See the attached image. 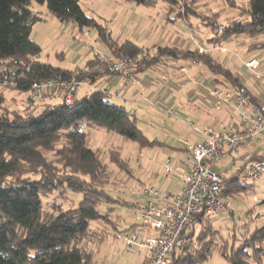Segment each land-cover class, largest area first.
I'll return each instance as SVG.
<instances>
[{
  "label": "trees",
  "instance_id": "1",
  "mask_svg": "<svg viewBox=\"0 0 264 264\" xmlns=\"http://www.w3.org/2000/svg\"><path fill=\"white\" fill-rule=\"evenodd\" d=\"M33 1L45 4L47 13L60 23L73 22L80 30L93 28L114 58L120 55L127 58L132 74L157 65L164 56L201 63L216 84L228 82L241 86L242 83L229 67L198 48L145 47L129 38L111 40L106 27L87 14L79 0H0V67H16L6 89L14 88L22 97L18 106L11 107L0 90V264H96L93 245L104 241L111 227L118 229L111 218L112 207L105 205L121 202L107 189L112 171L104 159L105 153L89 147L87 131L104 128L140 146L158 141L148 139L138 125V118L122 103L110 98L106 89H93L69 104L61 98L28 102L27 95L36 81L59 76L92 82L110 72L95 56L77 73L39 60L41 47L30 34L35 22L43 18V10L34 9ZM126 1L154 6L160 0ZM163 1L168 16L173 13L169 19L197 17L207 25L212 32L207 42L212 46L230 38L264 37V0L240 3L226 0L237 12L221 24L216 15L200 14L192 1L186 4L178 0ZM176 5H184L183 11ZM254 46L264 48V40ZM109 150L112 163L120 168L127 163L112 148ZM248 186L247 180L222 174L225 197ZM66 199L69 206L63 205ZM233 231L228 244L211 216H201L191 241L173 256L171 264H198L216 249L228 264L251 261L264 264V224L243 232L242 237Z\"/></svg>",
  "mask_w": 264,
  "mask_h": 264
},
{
  "label": "rangeland",
  "instance_id": "2",
  "mask_svg": "<svg viewBox=\"0 0 264 264\" xmlns=\"http://www.w3.org/2000/svg\"><path fill=\"white\" fill-rule=\"evenodd\" d=\"M191 1L193 5L196 6L197 11L200 14L216 15V19L219 23H223L228 19H232L237 12V8L229 6L226 0H181V2L185 4L190 3ZM242 1L243 0H236L238 3ZM79 3L87 14L92 15L98 20V22L105 25V27L110 30L111 36L113 38L118 37V33L123 32L126 29V24L124 22L126 18L132 14L128 9V5L134 7V13L141 12L142 14H146L144 11L154 9V7L163 13L164 7L163 0L158 1L155 6L135 4L126 0H79ZM32 7L37 10H43V18L35 22L30 34L31 38L39 43L41 47V51L38 55L39 60L50 62L53 65L58 64L60 66L67 67L71 55L76 53V48L78 46H85V48L80 50V53H83L90 46L94 47L95 52V48L97 49L96 45H94L91 40L86 37L91 35V29L89 30L90 34L85 35V28L80 30L77 26H73L71 24H61L56 18L48 14L45 4H40L36 1H33ZM183 9L184 5L181 6V12ZM178 10L180 9L178 8ZM153 11L157 16L160 15L155 10ZM185 20L188 19H183V21ZM183 26L188 25L183 22ZM198 26L200 29H202V31H210L208 26L205 24L198 23ZM258 37L259 38L257 39L259 42L254 43V45L262 43V38L264 37ZM244 39L248 42H251L256 40V37H245ZM101 43H103L102 40ZM105 43L103 46L108 50V47L105 45ZM246 45L237 44L235 46L237 49L236 53L240 52L239 54H241V56H245L246 54L248 55V53L250 54L251 52L249 51L255 52L254 50H257V52L261 55L264 53V48L257 49V47L254 45H251L250 47ZM103 46L101 48H103ZM163 58L164 56L159 59L158 63H160ZM233 58H237L240 61L237 56ZM86 60L87 59L82 57V59L77 64L81 66ZM187 68L188 65L182 67L180 71V73L183 74V77H180L179 79V81H182V84L189 82V78L185 74ZM262 68L264 72V64ZM77 71H79V69H76L74 73H77ZM136 74L137 73H133L134 77ZM81 81H78L80 83L77 84L76 94L77 91L80 92L78 87L81 84L90 83L88 79L86 82ZM0 90H3L6 96V103L11 107H16V105L18 106V104L21 102L20 100L22 97L16 93L14 88L10 87L8 89ZM53 95L56 96L57 94L52 93V96ZM56 98L61 97L59 96ZM48 99L49 97H47L46 100ZM181 103L187 105L186 107L188 110L192 109L191 113H188V115L185 117L179 115V113L175 111V108L168 107V109H157L154 108V106H150L148 115H137L138 125L142 129L144 135L147 136L151 141L158 139V142L160 141L163 144L155 142L150 146H140L138 142L125 139L115 132L107 131L104 128H91L87 131V141L89 147L93 149H99L105 153L104 159L108 163L109 169L112 171L110 181L107 185L108 191H110L113 196L117 198L119 197L122 200L120 205L114 206L119 207V211L112 214L114 217L111 216L115 225L118 226L119 229L115 230L111 227L114 231V236L111 234L106 240L102 241L98 245H93L94 249L96 250V264L98 260L99 262L103 261V256L105 255L104 252L106 250L111 251L112 247L114 246H118L120 249L124 247V244H121L122 241L115 237V232L127 231L129 229L126 228L131 223H136L131 214V208L134 203L130 205V203L135 199L131 198L130 192H139V189L142 188L144 184H153L152 180L155 178V172L158 173V175H163V162H165L168 156L173 155V159L177 157V153L182 151L183 141L193 143L199 140L200 134L189 125L188 121L194 122V124L199 128L203 126L202 123H200L201 121L197 118V116L199 117L201 114V105H198L197 103L193 104L190 101H187L186 98L180 99V101L178 100V105ZM175 107H178L177 104ZM254 144L264 145V141L259 143L256 141ZM110 148H112L115 153H117V155H121L122 158L126 159L127 163H123L121 168L117 164H114L112 161H110V159H112H109L108 157ZM231 161L232 159L230 157L229 159L223 158L220 163L213 164V167L216 170L220 168L222 172L228 175L234 173L233 169H227L226 163ZM236 163L239 164L238 161ZM216 165H218L219 168L218 166L216 167ZM138 180L141 181V183L138 182ZM166 182L167 180H162L160 188L164 186ZM249 183L250 186H248L247 189L240 190L234 195L228 196L233 204L232 211L227 213L229 218H226L227 215L224 213L214 217V223H216L215 226L220 231L221 238L227 239L228 244L232 241V233H234L233 230H235L237 237H242L243 232L245 233V231L248 230L252 231L257 224H264V179L258 181H249ZM55 196L56 195L54 194L51 197ZM70 196L74 199V201L77 200L74 195L70 194ZM128 201L129 203H127ZM63 205L69 206V200L66 199ZM107 206L109 205H105V207ZM231 227H234V229H231ZM216 240L219 242L221 241L220 239ZM262 244L264 246V241ZM198 264L228 263L216 249L208 259ZM250 264L255 263L254 261H251Z\"/></svg>",
  "mask_w": 264,
  "mask_h": 264
},
{
  "label": "built area",
  "instance_id": "3",
  "mask_svg": "<svg viewBox=\"0 0 264 264\" xmlns=\"http://www.w3.org/2000/svg\"><path fill=\"white\" fill-rule=\"evenodd\" d=\"M176 6L181 10L182 5ZM183 22L186 23L181 21V24ZM84 34L88 35L89 30H85ZM95 51V57L105 63L110 72L136 82L124 55L114 58L107 49L97 48ZM244 66L257 70L260 61L252 57L244 61ZM15 71L16 67H0V89H6L11 84ZM78 83L59 76L36 81L27 95L28 102L43 103L50 94L58 93L65 103H72ZM210 92L213 107L228 108L234 113L233 124L219 130L205 127L201 131L204 136L202 141H183L182 147L186 152L183 165L173 166L169 159L163 165L164 173L178 175L179 191H161L154 185H144L140 200L131 208L136 223L127 231L115 232V237L125 247L137 245L147 251L142 264H171L173 256L191 241L201 216L213 217L232 211L231 199L222 193V175L212 166L220 163L227 153L233 158L227 169H233L235 177L247 181L264 179V145L261 146V155L237 156L241 145L264 141V102L254 99L246 86H233L228 82L213 84ZM188 123L200 131L193 122ZM149 230L151 232L147 234Z\"/></svg>",
  "mask_w": 264,
  "mask_h": 264
},
{
  "label": "crops",
  "instance_id": "4",
  "mask_svg": "<svg viewBox=\"0 0 264 264\" xmlns=\"http://www.w3.org/2000/svg\"><path fill=\"white\" fill-rule=\"evenodd\" d=\"M128 9L129 11H131L132 14L131 16H128L126 18L124 22L126 24V29L123 32H119L118 37L113 38L111 36L110 30H108V28L106 27L108 33L110 34L111 40L119 42L125 38H129L134 42L145 47H156L159 45H174L184 49L202 48L205 52H210L216 60L221 61L225 66L229 67L234 73V75L238 77L242 85L247 87L249 93L253 97H255L257 100L264 102V72L262 68L264 64V53L261 55L257 52V50H254L255 52L249 51L251 52L250 54L248 53V55L246 54L245 56H241V54H239L240 52L236 53L237 49L235 47L237 44H247L250 47L251 45H254V43L259 42L257 39L259 37H256V40L251 42L246 41L244 39L245 37H239L235 39L230 38L224 41L219 46H212L207 42V39L212 35V32L209 27L208 28L210 31H202V29H200V27L198 26V23L202 22L199 21L197 17H192L193 19L191 18L189 20H185L188 26H183V24H181V21H183L182 18H178L176 20L169 19V17H172L173 13H170V15L168 16V7L165 2L163 7V13L162 11L156 9V7H154V9L144 11L146 14H142L141 12L134 13V7H132L131 5H128ZM153 10H155L160 15L157 16L156 14H154ZM61 24L65 25L66 23ZM67 24L75 26L73 22H68ZM85 29H91V35L86 37H88L91 42L96 45L97 48H101L104 43H101L98 34H96L97 32L93 28ZM263 40L264 38H262V41ZM83 48H85V46H78L76 48V53H73L71 55L67 67L60 66L58 64L52 65L72 71L82 68L88 59L94 57L93 46L88 47L87 50H85L83 53H80V50ZM235 56H237L240 61L237 58H233ZM82 57L87 60L84 62L83 65L79 66L77 63L82 59ZM252 57H256L260 61V67L257 70H251L244 66V61ZM186 65H188V68L186 69L185 74L188 76L189 82L182 84V81H179L180 77H183V74L180 73V71L181 68ZM135 77L137 79L136 82L131 81L120 74H115L111 72L103 73L101 76H99L89 84H81L78 87V90H80V92L77 91L76 98L79 99L83 96L90 94L92 91V87L93 89H106L107 91H109L108 94L110 98L122 103L136 117L137 115H148L150 106H154V108L157 109H168V107L175 108V111L178 112L179 115L185 117L188 115V113H191L192 109L188 110V108L186 107L187 105H184L182 103L178 105V100L180 101V99L186 98L187 101H190L193 104L197 103L198 105H201V114L199 117L197 115L196 116L201 121L200 123H202L203 126L199 128L195 125L200 130H196L200 134L199 140H197L196 142L202 141L204 139V136L201 131L205 127H210L214 130H219L223 127H229L233 124L235 120L234 113L231 112L228 108L217 109L213 107V99L211 96L210 89L211 86L216 83L213 80V77L209 70L201 63H190L181 59L164 57L160 63L148 68L147 70L137 73ZM57 99L58 98L53 95L50 96L48 100L57 101ZM176 104L178 107H175ZM156 140L158 141V139ZM254 142L256 141H252L238 147L237 156L239 158H242L247 154H253L255 156L261 155L262 145H255ZM159 143L162 142L159 141ZM185 155L186 152L182 148V151L177 153L176 158L173 159L172 155L168 156L167 159L170 160L173 166H181L183 165V159ZM229 157L233 159L229 153H227L223 158L229 159ZM167 159L165 160V162L167 161ZM165 162H163V165ZM229 163L230 162H227L226 165H228ZM217 166L218 165H216V167ZM217 171L220 172L221 175L224 174L226 176H230L232 174L231 173L227 175L222 172L220 168ZM154 177L155 178L152 180L153 184L151 185H156L158 190L172 192L179 191V177L176 173L166 174L164 173L163 169V175H158V173L155 172ZM164 179L167 180V182L164 186L160 188L162 180ZM138 182L141 183V181L139 180ZM140 190L141 188L139 189V192H130L131 198L135 199L133 202L130 203V205L140 200ZM115 198L120 200L119 202L122 201L119 197ZM127 203H129V201ZM120 204L121 203L111 204V216H113L112 214L114 212L119 211V207L114 206ZM224 214L227 215L226 218H229V215L227 213ZM216 216L211 217L214 225L216 224L214 223V217ZM133 224L134 222L131 223L126 229H130ZM109 230L110 233L104 240H106L111 234L114 236L113 229L110 228ZM150 232V230L147 231V234H149ZM121 244L123 245L122 242ZM124 247L120 249L118 248V246H114L112 247L111 251L106 250L104 252L105 255L103 256V261L99 262L98 260L97 264H142L143 262H145L147 256L146 250L139 248L137 245L132 248Z\"/></svg>",
  "mask_w": 264,
  "mask_h": 264
}]
</instances>
